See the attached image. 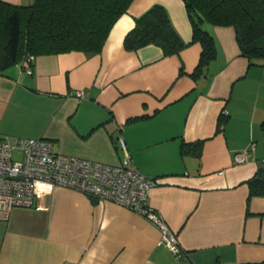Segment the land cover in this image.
Returning a JSON list of instances; mask_svg holds the SVG:
<instances>
[{
  "label": "crops",
  "instance_id": "obj_1",
  "mask_svg": "<svg viewBox=\"0 0 264 264\" xmlns=\"http://www.w3.org/2000/svg\"><path fill=\"white\" fill-rule=\"evenodd\" d=\"M154 4L187 43L177 54L153 44L123 48L134 19ZM203 28L216 54L197 76L201 47L191 42L182 0H132L99 53L39 55L30 74L20 64L0 72V135L49 139L57 152L108 164L120 162L123 137L137 170L156 179L146 203L175 234L180 253L143 215L55 187L0 219V264L264 261V195L248 199L246 183L264 167V59L250 63L240 54L233 27ZM243 149L253 157L235 163Z\"/></svg>",
  "mask_w": 264,
  "mask_h": 264
},
{
  "label": "trees",
  "instance_id": "obj_2",
  "mask_svg": "<svg viewBox=\"0 0 264 264\" xmlns=\"http://www.w3.org/2000/svg\"><path fill=\"white\" fill-rule=\"evenodd\" d=\"M132 0H34L15 5L0 0V72L26 56L81 51L99 53L115 21ZM191 23V42L201 47L194 75L215 57L216 46L204 23L231 26L240 54L252 63L264 59V0H182ZM153 44L164 55L177 54L187 43L179 37L167 10L154 4L134 19L123 48ZM34 60L32 61V63ZM31 63V64H32ZM183 142V149L185 147ZM248 199L264 195V167L246 180ZM264 264V261L258 263Z\"/></svg>",
  "mask_w": 264,
  "mask_h": 264
},
{
  "label": "built area",
  "instance_id": "obj_3",
  "mask_svg": "<svg viewBox=\"0 0 264 264\" xmlns=\"http://www.w3.org/2000/svg\"><path fill=\"white\" fill-rule=\"evenodd\" d=\"M33 60L28 55L19 63L27 74L32 72ZM83 95V90H75V96ZM117 144L122 158L118 164H108L57 152L49 139L0 135V219H7L12 208L37 204L55 187H68L143 215L159 229L161 240L178 255L175 234L146 203L156 179L137 170L123 137L117 138ZM14 153L19 157L13 158ZM249 157H253L252 151L243 149L233 159L239 164Z\"/></svg>",
  "mask_w": 264,
  "mask_h": 264
},
{
  "label": "rangeland",
  "instance_id": "obj_4",
  "mask_svg": "<svg viewBox=\"0 0 264 264\" xmlns=\"http://www.w3.org/2000/svg\"><path fill=\"white\" fill-rule=\"evenodd\" d=\"M7 135H10V134H7ZM18 157H19L18 154H16V153L13 154V158H18Z\"/></svg>",
  "mask_w": 264,
  "mask_h": 264
}]
</instances>
